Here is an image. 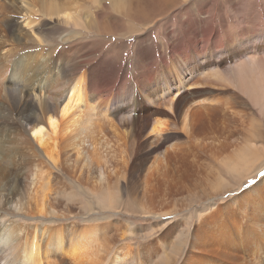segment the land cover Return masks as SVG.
Returning a JSON list of instances; mask_svg holds the SVG:
<instances>
[{"label":"rangeland","instance_id":"obj_1","mask_svg":"<svg viewBox=\"0 0 264 264\" xmlns=\"http://www.w3.org/2000/svg\"><path fill=\"white\" fill-rule=\"evenodd\" d=\"M59 1L71 13L77 9V17L83 25L69 28L56 17L40 15L35 12L39 7L37 3L34 9L37 23L32 29L41 40L52 39L50 49L55 50V54L63 55L65 71L60 77L55 74L58 73L56 69L54 73L48 74L47 70L38 69L37 60L43 53L36 51L40 49L36 41L27 35L29 29L22 30L25 23L24 19H19L20 10H16L20 8L19 5L11 7V0L0 1V36L12 46L20 45L24 51L21 63L25 70L16 77L21 85L24 82L29 87L33 83L43 86L49 81L69 85L70 80L76 81L86 74L92 85L88 94L91 107L107 100L108 90L112 87L111 93H118L116 101H125L112 103L111 110H124L128 105L126 112L116 120L121 143L145 162L147 168H151L148 170L145 167V173L141 175L144 178H140L139 186L136 184L137 177H141L139 175L131 182L123 179L115 203L116 211L100 209L98 215L91 213L97 201L87 193V188L64 172L58 173L61 177L52 189L61 188L66 191V196H62L65 203L61 198L60 201L73 212H81L80 216L64 221L63 224H76V227L83 229L97 225L102 227V233L107 237L122 233L120 238L123 240H116V247L128 246L132 242L143 244L144 241L137 236L140 231L143 232L142 226L157 228V234L150 237L154 239L151 247L155 245L157 257L171 248L182 249L181 258L175 263L180 264L181 260L187 259L189 250L187 241L181 239L186 229L185 221H196L198 215L205 212L212 203L221 208L226 206L238 192L242 193L264 178L263 166L247 177L239 191L223 192L221 186L217 191L214 190L217 184L232 182V171L230 178L221 164L224 158L234 155L237 149L240 150L231 164L232 170L239 162L241 153L245 157L248 154L258 157L256 164L264 161V0ZM5 14H10L17 26H21V34L16 31L12 35L6 29L3 24ZM87 20L99 29L90 30L84 23ZM68 33L74 35V43L69 44L63 40ZM11 77V71L3 77L5 83L0 88L1 103L12 100L9 84ZM185 80H188L187 85ZM178 81L184 84L179 96ZM103 86L104 91L99 92L101 89L98 88ZM162 92L164 96H161ZM34 95L37 100L45 97L43 91L35 92ZM34 95L31 93L28 100H34ZM173 97L174 101L179 98L185 100L182 111H177L180 121L183 111L188 107L201 109L198 116L203 125L199 129L184 130L171 117L152 114L154 110L161 109L175 116V111L165 106ZM136 99L143 104L139 109L133 102ZM137 111L151 125L155 119H164L168 128L162 135L164 139L159 142L153 140V135L149 133L151 125L148 130L137 133L128 129V126L120 125L124 120L130 122ZM17 114L16 111L10 113L13 117ZM119 127L126 131L123 132ZM25 133L32 140V133L28 130ZM13 140L11 135L6 148L12 147L9 143ZM74 142L77 144L76 140ZM212 153H218L219 160L214 162ZM164 167L173 173L177 183L172 192L173 197L167 199L169 208L176 212L175 216L170 214L161 219L143 218L139 212L144 203L141 183L151 175L159 177ZM211 174L214 180L208 181L207 177ZM95 175L93 173V179ZM251 195L257 196V193ZM53 198L57 199V196ZM15 220L23 218L18 216ZM114 221H118L115 225L120 226L119 231L115 230ZM164 221L166 229L174 221L182 224L169 237L159 240L163 234L161 227ZM109 222L113 223L114 229L108 226ZM58 223L50 226L56 227ZM124 223H132L135 227V239L125 238Z\"/></svg>","mask_w":264,"mask_h":264},{"label":"bare ground","instance_id":"obj_2","mask_svg":"<svg viewBox=\"0 0 264 264\" xmlns=\"http://www.w3.org/2000/svg\"><path fill=\"white\" fill-rule=\"evenodd\" d=\"M11 4V7L19 5L20 8L16 10H20L19 19H24L25 23L22 30L29 29L27 35L36 41L40 49L36 51L43 53L37 60L38 69L47 70V74L54 73L56 69L58 73L55 74L60 77L65 71L63 55L55 54V50L50 49L52 39L41 40L32 29L37 23L35 12L56 17L63 25L75 28L83 25L77 17V9L71 13L59 0H11ZM36 7L37 11L34 12ZM9 15L5 14L4 26L12 35L16 31L21 34V26H17ZM84 23L90 30L99 29L91 21ZM63 40L69 44L76 41L70 33ZM41 43L43 45H39ZM23 52L20 45L12 46L0 36V88L4 87L5 73L12 72L9 82L12 100L9 103L0 102V264H175L181 258L182 249L171 248L166 251L165 246L166 252L157 257L155 245L151 247L154 239L151 240L150 237L157 234V228L142 226L143 232L140 231L137 236L144 241L143 244L132 242L128 246L116 247V240H123L120 238L122 233L115 232L116 234L107 237L102 233V227H96L97 225L83 229L76 227V224H63L64 221L80 216L81 212H73L60 201L62 196H66V191L61 188L52 189L61 177L58 173L64 172L87 188V193L97 201V206L91 213L98 215L100 209L116 211L115 203L122 180L126 178L131 182L135 176H143L146 166L136 154L133 155L127 145L121 143L116 120L126 112L128 105L124 110H111L112 103L125 101H116L117 91L111 93L112 87L107 89V100L91 107L88 94L92 85L86 74L76 81L70 80L69 85L54 81L45 82L46 85L43 86L33 83L27 87L24 82L21 85L16 75L25 70L21 63ZM187 84L188 80H185V85ZM178 85L177 96L184 88L182 82L178 81ZM103 88L105 86L99 87V92L104 91ZM6 89L9 90L8 87ZM42 91L45 97L37 100L34 93ZM31 93L34 100H28ZM162 93L161 96H164L165 93ZM133 102L138 109L143 106L137 99ZM184 102L180 98L174 101L173 97L165 104L168 110L175 111V116L161 109L154 110L152 114L167 115L180 123L184 130L199 129L203 124L198 116L201 111L198 107L185 109L180 121L177 111H182ZM22 109L25 111H21ZM13 111L18 113L16 117L10 115ZM163 120L155 119L151 125L137 111L130 122L124 120L120 125L128 126L134 133L148 130L151 125L149 133L153 135L154 141L159 142L164 139L162 135L168 129ZM119 128L126 131L125 128ZM25 130L32 133V140ZM11 135L14 138L9 143L12 147L6 148ZM239 150L224 158L221 164L230 178L232 171V182L220 183L219 186L217 184L214 186L215 191L220 186L223 192L239 191L247 177L264 166V161L256 164L258 157L249 154L245 157L241 153L239 162L232 170L231 164ZM211 155L214 162L220 158L218 153ZM92 165L94 166L90 169ZM93 173H96L94 179ZM171 173L164 167L159 177L151 175L141 183L144 203L139 212L143 218L161 219L170 214L175 216V210L169 208V200L167 201L169 196L173 197L172 192L177 184ZM142 176L137 177V185L140 178H144ZM207 180L213 181L214 175L208 176ZM83 186L80 187L83 189ZM255 193L257 196L251 197ZM54 195L57 199L53 198ZM204 211L196 221H185L186 229L180 237L187 241L189 250L187 259L181 260L180 264H264V178L242 193L238 192L226 206L221 208L212 203ZM18 216L23 220H15ZM38 221L41 223L38 224ZM56 222L59 225L50 226ZM116 223L118 221H114L115 230L119 231L120 226L115 225ZM124 224L125 238H134L137 234L135 227L132 223ZM181 224L180 221H174L166 229L164 221L161 227L163 234L160 232L162 236L159 240L169 237ZM110 225L113 227L112 222H109L108 226ZM133 238L132 240L135 239Z\"/></svg>","mask_w":264,"mask_h":264}]
</instances>
